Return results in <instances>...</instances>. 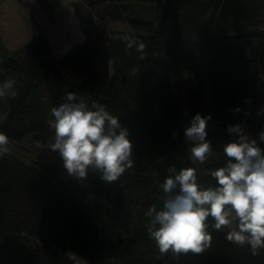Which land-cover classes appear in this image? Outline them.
Instances as JSON below:
<instances>
[{"label":"trees","instance_id":"1","mask_svg":"<svg viewBox=\"0 0 264 264\" xmlns=\"http://www.w3.org/2000/svg\"><path fill=\"white\" fill-rule=\"evenodd\" d=\"M38 2L51 14L47 0ZM133 2L152 3L153 17L127 16ZM97 3V22L83 27L84 39L60 59L47 55L41 34L21 45L18 62L4 63L18 82L0 133L11 140H53L51 109L73 92L89 106L106 105L129 130L134 166L116 182L89 171L85 179L66 183L54 181L45 164H28L9 151L0 156V264H70L59 260L56 247H68L89 264H264V250L253 256L247 245L230 243L228 229L210 230L211 245L200 254L160 256L145 215L167 198L160 185L170 166L195 168L198 183L214 186L211 171L226 163L223 146L235 139L228 126L240 124L254 138L264 130V117L257 114L264 102V0H212L215 34L205 29L207 0ZM107 19L125 20L129 29H109ZM125 38L145 44L144 59L135 46L126 48ZM197 113L212 117L207 139L215 155L204 164L191 159L192 145L184 137Z\"/></svg>","mask_w":264,"mask_h":264},{"label":"clouds","instance_id":"2","mask_svg":"<svg viewBox=\"0 0 264 264\" xmlns=\"http://www.w3.org/2000/svg\"><path fill=\"white\" fill-rule=\"evenodd\" d=\"M125 39L126 48L135 46L141 53L139 59H144L145 44ZM260 79L264 80V76ZM14 85V80L4 81L0 97L15 98ZM257 114H264V107ZM51 116V151L59 154L70 176L80 180L95 171L102 181L112 183L133 168L134 146L129 130L121 126L106 105L93 101L89 106L69 92L65 102L51 109ZM211 119V114L197 113L184 128L185 140L192 145L191 159L200 164L215 155L207 139ZM227 131L235 139L223 146L226 163L211 171L214 186L198 183L195 168L178 171L172 165L167 169L169 175L160 185L167 198L159 210L151 206L145 213L148 236L160 256L170 254L179 259L181 254H200L211 245V231L225 229L227 241L247 245L253 256L264 250V130L255 138L240 124L229 125ZM8 145V136L0 133V156L8 152Z\"/></svg>","mask_w":264,"mask_h":264},{"label":"rangeland","instance_id":"3","mask_svg":"<svg viewBox=\"0 0 264 264\" xmlns=\"http://www.w3.org/2000/svg\"><path fill=\"white\" fill-rule=\"evenodd\" d=\"M18 2L20 4L23 3V5H27L31 7L29 1L26 0H2L0 3V8H5L6 6H9L11 3ZM208 2V12L206 16V24L205 29L207 32H210L212 34H215L214 32V22L212 19V15L214 13L212 0H207ZM153 4L152 3H138L133 2L130 9H128L125 14L127 16H136L144 18L145 20L147 18L153 17ZM74 9L78 16L79 22L81 27L83 28H90L92 27L98 20V16L100 13L101 5L97 3V0H75L74 1ZM48 16V19H53L52 15L50 13L45 12ZM106 24L109 29H121V30H127L129 29L128 23L125 20H106ZM260 25L264 26V13L260 16ZM159 26V25H156ZM42 33H39L41 35ZM45 36V34H43ZM55 35V34H53ZM46 37V36H45ZM52 37V34H50V38ZM47 38V37H46ZM53 38V37H52ZM30 41V40H29ZM48 43L49 40L47 39ZM19 48L15 49L12 52H5L3 47L0 43V85L3 84L6 80H14L15 84L18 82V75L15 72L6 70L4 68V63L9 59L13 58L17 62L20 59L19 55ZM48 56L51 55L50 49L47 53ZM52 56V55H51ZM162 55L157 54L154 59V78L155 80L161 79V61H162ZM111 64V62H110ZM187 75H184V92H185V100H186V90H187ZM45 91L43 90V93ZM9 95L5 97H0V123L5 115V107H6V101ZM45 97H48L46 94ZM260 109L264 107V102L260 103ZM159 105L156 104L154 108V117L159 118V112H158ZM259 116L264 117V114H260ZM52 119V116L50 117V120ZM54 142V140H48L45 142L37 140L33 135H26L20 139L17 140H11L9 139V145H8V151L22 159L24 162L28 164H45V166L49 169L50 174L52 176V179L54 181H63L66 183H70V181L75 180L76 178L73 176H70L67 171L65 170L63 166V161L60 158L59 154L57 152L51 151V145ZM59 260L64 263H70V264H89L88 260H86L81 255L77 254L73 250L69 249L68 247H56Z\"/></svg>","mask_w":264,"mask_h":264},{"label":"crops","instance_id":"4","mask_svg":"<svg viewBox=\"0 0 264 264\" xmlns=\"http://www.w3.org/2000/svg\"><path fill=\"white\" fill-rule=\"evenodd\" d=\"M26 1L31 7L15 2L0 8V43L8 54L42 33L49 40L51 55L60 59L84 39L75 0H47L53 19H48L38 0Z\"/></svg>","mask_w":264,"mask_h":264}]
</instances>
